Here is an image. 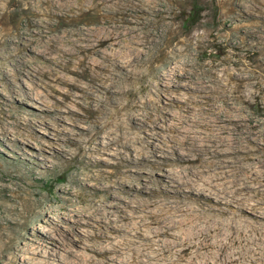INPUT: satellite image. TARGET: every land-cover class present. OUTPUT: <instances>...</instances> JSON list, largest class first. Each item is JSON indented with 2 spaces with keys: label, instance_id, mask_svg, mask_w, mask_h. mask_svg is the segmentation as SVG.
<instances>
[{
  "label": "rangeland",
  "instance_id": "obj_1",
  "mask_svg": "<svg viewBox=\"0 0 264 264\" xmlns=\"http://www.w3.org/2000/svg\"><path fill=\"white\" fill-rule=\"evenodd\" d=\"M77 1L0 0V56L49 53L50 42L92 27V16L77 19ZM147 1L132 0L129 8L107 3L115 31L130 37L126 52L141 53V63L151 68L128 94L127 149L117 132L113 150L85 153L83 145L77 151L68 141L78 131L58 115L42 65L29 60L19 75L9 61L2 66H9L4 71L12 79L3 83L0 73V264H22L42 236L58 242L57 257L66 260L74 258L63 253L67 247L106 240L68 215L73 206L65 199L79 193L113 198L121 225L125 216L160 214V244L206 240L226 245L233 258L264 261V176L258 175L264 170L263 10L255 0ZM91 2L82 7L102 8ZM225 68L253 72L259 85L252 108L242 110L243 122L229 132V143L240 149L224 145L204 155L203 147H213L197 122L223 100L214 97V84ZM124 102L117 94L114 106Z\"/></svg>",
  "mask_w": 264,
  "mask_h": 264
},
{
  "label": "bare ground",
  "instance_id": "obj_2",
  "mask_svg": "<svg viewBox=\"0 0 264 264\" xmlns=\"http://www.w3.org/2000/svg\"><path fill=\"white\" fill-rule=\"evenodd\" d=\"M83 1L86 0L77 1V19L92 16V27L70 31V35L56 45L50 42L47 46L49 53H7L6 56H0L1 80L3 83L11 81V76H7L4 71L9 66L19 75L23 73L29 60L34 64H41V76L47 82L55 104L59 105L58 115L69 119L78 131L73 133V138L68 141L77 151L81 150L83 145L85 153L99 149L100 146L103 151L113 150L117 132L123 134L122 145L127 149L130 143L126 139L129 133L128 121L131 120L128 94L132 92L134 83L140 85L145 80V76L151 73V68L141 63V53L126 52L130 43L128 32L115 31L116 27L113 21H110L111 15L115 13L107 3H113V0H92V4L96 2L99 6L102 5L101 9H97L95 5L83 8ZM232 1L237 3L241 0ZM140 2L146 5L148 1ZM117 3L124 8L133 5L132 0H117ZM255 3L260 5L264 17V0H255ZM71 22L74 21H68ZM87 25L89 26V23L85 24ZM5 43L12 45V42ZM11 51L16 49L11 48ZM7 61L9 66L3 69L2 66ZM221 72V76L215 75L218 83L214 84V97L223 100L219 101V105L213 106L211 116L197 122V127L207 132V141L213 147L212 150L203 147L200 152L204 155L217 154L218 147L224 145L238 150L241 144L229 143V132L236 128L237 123L243 122L242 110L252 108L254 102L251 104V98L255 96L259 85L256 76L252 75L253 72L248 73L245 69L225 68ZM247 80L248 82H244ZM242 87H245V91H240ZM7 89L13 94L17 93L15 86L10 84ZM117 94L125 100L120 108L114 106ZM146 108L141 110L142 113ZM55 110L50 112H56ZM120 111L122 119L118 124L115 123V117ZM222 113L225 114L223 120L211 118ZM101 140L107 142L102 145ZM211 167L216 169L215 166ZM204 168H201L202 172H206ZM258 172L260 177L264 176V170ZM125 173L126 171L121 172L123 180H126ZM251 184L261 185V181L253 179ZM103 191L96 189L95 193ZM65 201L73 206L68 215L77 217L76 222L81 227L92 228L98 234H104L107 239L95 238L85 244L75 243V248L67 247L62 250L63 253L74 258L66 260L57 257L62 246L53 238L42 236L38 238L36 246L27 253L29 257L22 264H264V261L256 258L249 261H243L241 257L233 258L226 254V245H212L206 240L182 242L173 239L168 244H160V214L125 216L121 225L113 212V198L109 196L95 198L87 193H79L75 199L67 198ZM44 223L48 225V221ZM76 248L79 252L74 250Z\"/></svg>",
  "mask_w": 264,
  "mask_h": 264
}]
</instances>
